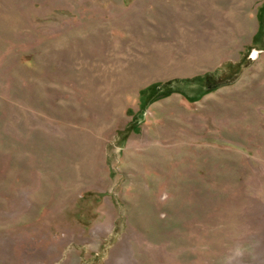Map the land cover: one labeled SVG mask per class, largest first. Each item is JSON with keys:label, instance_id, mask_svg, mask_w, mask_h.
Returning <instances> with one entry per match:
<instances>
[{"label": "rangeland", "instance_id": "374dc122", "mask_svg": "<svg viewBox=\"0 0 264 264\" xmlns=\"http://www.w3.org/2000/svg\"><path fill=\"white\" fill-rule=\"evenodd\" d=\"M0 264H264V0H0Z\"/></svg>", "mask_w": 264, "mask_h": 264}, {"label": "trees", "instance_id": "16d2710c", "mask_svg": "<svg viewBox=\"0 0 264 264\" xmlns=\"http://www.w3.org/2000/svg\"><path fill=\"white\" fill-rule=\"evenodd\" d=\"M184 80H186V79H184ZM184 80H181V81H184ZM202 90H206V86Z\"/></svg>", "mask_w": 264, "mask_h": 264}, {"label": "clouds", "instance_id": "9594fccd", "mask_svg": "<svg viewBox=\"0 0 264 264\" xmlns=\"http://www.w3.org/2000/svg\"><path fill=\"white\" fill-rule=\"evenodd\" d=\"M239 254V253H238Z\"/></svg>", "mask_w": 264, "mask_h": 264}]
</instances>
